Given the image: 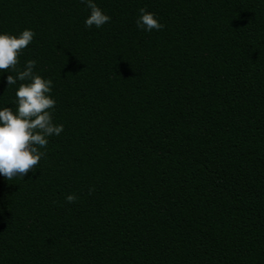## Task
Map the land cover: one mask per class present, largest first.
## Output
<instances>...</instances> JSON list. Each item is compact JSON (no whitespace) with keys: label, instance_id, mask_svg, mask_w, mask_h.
<instances>
[{"label":"trees","instance_id":"1","mask_svg":"<svg viewBox=\"0 0 264 264\" xmlns=\"http://www.w3.org/2000/svg\"><path fill=\"white\" fill-rule=\"evenodd\" d=\"M93 2L99 28L82 0H0L63 125L0 175V264H264V0Z\"/></svg>","mask_w":264,"mask_h":264},{"label":"clouds","instance_id":"2","mask_svg":"<svg viewBox=\"0 0 264 264\" xmlns=\"http://www.w3.org/2000/svg\"><path fill=\"white\" fill-rule=\"evenodd\" d=\"M91 10L85 20L86 27L103 26L110 21V17L93 2L82 0ZM137 27L146 30H161L164 26L156 19V14L146 9H139ZM34 31L23 30L18 36L0 34V71L16 72L15 76L8 75V85L20 83L15 95L17 111L11 107L0 110V175L8 180L16 176L24 177L39 164L45 155L40 148H46L47 137L59 136L63 125L53 123L51 109L55 107V100L49 95L52 81L34 73L35 60H28L23 70L17 69L19 56L33 41ZM77 197L73 194L66 196L68 203H73Z\"/></svg>","mask_w":264,"mask_h":264}]
</instances>
